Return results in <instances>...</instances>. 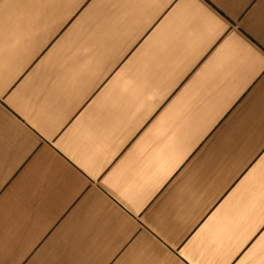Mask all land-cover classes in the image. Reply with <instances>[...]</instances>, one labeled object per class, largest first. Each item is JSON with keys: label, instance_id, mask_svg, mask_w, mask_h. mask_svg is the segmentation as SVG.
<instances>
[{"label": "crops", "instance_id": "0c3cea01", "mask_svg": "<svg viewBox=\"0 0 264 264\" xmlns=\"http://www.w3.org/2000/svg\"><path fill=\"white\" fill-rule=\"evenodd\" d=\"M0 264H264V0H0Z\"/></svg>", "mask_w": 264, "mask_h": 264}]
</instances>
